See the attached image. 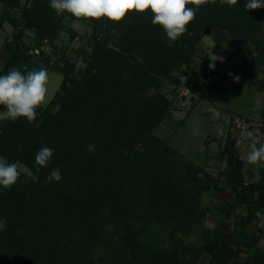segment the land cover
Listing matches in <instances>:
<instances>
[{
    "label": "rangeland",
    "instance_id": "rangeland-1",
    "mask_svg": "<svg viewBox=\"0 0 264 264\" xmlns=\"http://www.w3.org/2000/svg\"><path fill=\"white\" fill-rule=\"evenodd\" d=\"M20 1L24 3L25 0ZM26 2V6L32 3L31 0ZM40 9V14H44L45 9ZM132 14L139 13L131 11L121 22H113L109 26L106 18H102L101 24H98L99 20L65 14L61 17L69 32L59 31L50 44L46 38L37 39L36 26L43 22L33 23L28 29H23L20 11L1 2L0 68L6 57V46L18 40L21 51L29 58L30 71L42 68L47 70L48 93L45 103L37 109L35 121L39 122L47 114L58 111L60 106L63 95L59 87L62 74L56 67L66 69V83L72 88L74 84L70 79H81L87 67L92 64L94 67L89 80L93 81V74L100 66L98 62H104L106 66L107 60L110 61L115 53L124 55L130 66L137 68L138 65H145L141 79L138 77L131 90L120 96L114 95L110 85L101 78L107 91L104 98L114 110L118 109L119 113L130 116L148 100L152 99L157 104L163 103L162 120L153 127L151 135L170 146L173 152L166 150L157 141H142L130 149V154L127 148L124 149L125 152L115 162L108 177L113 178L111 189L121 190L117 213H111V209L103 205L95 219L98 230L95 242L89 244L81 256L88 257L93 264H213L203 246L211 239L218 238L220 253H226L227 259L230 256L227 264H233V261L237 263L235 258L239 256L232 253L236 247L233 244L230 247L229 244L226 252V248L223 249V235L221 236L218 229L208 225L215 218L213 204L219 195L209 194L208 198L203 196L212 192L213 180L224 182V177L220 179L221 176L218 175V171L224 169V164L219 159V150L228 132L234 138L242 132L231 130V120L237 116L245 118L241 114L250 105L253 92L262 89L260 82L264 80V71L257 61L260 56L251 50L253 44L250 40L241 45L234 36L217 27L218 29L210 31L222 33L225 39L220 44L212 36L202 35L187 60L184 57L185 61L173 63L165 76H157L148 68L152 54L149 48L151 44H156L157 38L163 36L164 31L145 24L146 29L137 31L133 36L134 44L137 40L140 43H136L129 52H124L122 47L127 48L128 42H132L126 38L130 33L131 22L134 21L130 16ZM50 16L54 20L59 17L57 13ZM9 19L19 23L14 26L9 23ZM102 35L106 41L105 49L98 52L102 47L97 48L96 42ZM238 45H241L239 51L231 55ZM203 62L206 65L202 71ZM111 63L115 64L114 61ZM236 77H239L238 81ZM110 78L114 79L113 73ZM124 78H127L125 72L122 73V79ZM174 78L178 79V85ZM192 79L197 85L213 84L214 89L219 92L210 102L201 101L196 91L193 93L189 90L188 95H180L178 88L182 83L186 85L187 81L188 84L193 83ZM56 92L59 95L54 97ZM4 111L6 109L3 106L0 113ZM19 119L25 120L23 117ZM245 119L250 126V121ZM71 129L77 131V128ZM0 158L8 163H18L20 172L18 180L9 189L0 186V220H6V208L10 204L6 197L10 193H29L28 190L37 178L29 166L15 154H2ZM156 178L165 187V192L161 193L164 197L161 199H158L157 194L150 193V186ZM178 192L184 194L186 202H191L189 209L185 210L177 201H174L177 205H171L165 199L167 196L176 197ZM221 196L228 198L224 192ZM190 218L194 225L189 236H184L179 229L185 228L186 220ZM239 251L242 261L247 263L245 250ZM0 264H7L1 257V252Z\"/></svg>",
    "mask_w": 264,
    "mask_h": 264
},
{
    "label": "trees",
    "instance_id": "trees-1",
    "mask_svg": "<svg viewBox=\"0 0 264 264\" xmlns=\"http://www.w3.org/2000/svg\"><path fill=\"white\" fill-rule=\"evenodd\" d=\"M26 1L21 3L20 0H0V3L5 2L20 11L23 29H28L33 23L43 22L36 26L39 40L46 38L47 42L52 44L59 31L69 32L61 17L67 15V12L54 20L50 15L56 11L50 7V0H31L30 6H26L28 3ZM245 3L246 0H238L237 5L230 7L227 4L222 6L220 0H216L215 4L208 0V3L198 8L189 4L188 7L195 10V18L171 47L168 46L164 29L151 23L150 10L132 14L130 16L134 21L131 22L130 33L126 37L127 41L132 42H128L127 48L122 49L129 52L134 49L136 43H140L137 40L134 44L133 36L137 31L145 30V24L164 31L163 36L157 38L156 44H151L149 50L152 54L148 61V68L157 76L163 77L173 63L187 60L202 35L212 36L220 44L225 39L222 33H213L210 30L221 28L223 32L234 36L236 42H240L241 45L250 40L253 44L251 50L260 56V60L257 58V61L264 71V8L246 11ZM41 7L45 9L44 14H40ZM8 21L14 26L19 23L13 19ZM101 22L102 19L98 24ZM107 25H113V22L108 21ZM105 42L102 35L96 42L97 48L102 47L98 52L104 51ZM261 43L263 46H260ZM241 45H238L231 55H235ZM5 52L6 57L0 68V76L6 75L13 68L23 74L30 71L29 58L21 51L18 40L9 43ZM113 55L110 61L107 60L106 66L104 62H98L100 66L93 74L91 79L93 81L89 80L94 67L92 64L87 67L81 79H70L74 84L72 88L66 83L68 81L66 69L56 67L62 74L59 87L63 95L59 109L55 113L47 114L39 122L34 120L28 123L26 118L25 120L18 118L15 122L10 119L0 122V155L15 154L29 166L37 178L28 190L29 193L21 195L10 193L6 197L10 204H7L9 208H6L8 210L4 216L7 224L4 230H0V252L7 264H93L88 257H82L81 254L85 253L84 249H87L89 244L95 242L98 232L95 219L103 205H107L111 213H117L121 190L111 189L113 178H108L115 162L120 159L125 148L130 154L132 152L130 149L142 141H157L163 144L151 135L153 127L162 120L163 103L157 104L152 99L148 100L130 116L119 113L118 109L114 110L104 98L107 91L102 79L110 85L114 95L120 96L131 90L133 82L138 77L141 79L146 68L142 64L137 68L130 66L127 58L121 53ZM112 61L115 64H112ZM205 65L203 62L202 71ZM124 72L127 73V78L122 79ZM111 73L114 74V79L110 78ZM174 82L176 85L179 83L177 78H174ZM192 82L188 84L187 81L186 86L193 93L198 92L201 101L208 102L219 92L214 89L213 84L197 85L193 79ZM260 84L264 92V80ZM58 95L56 92L54 97ZM2 108L0 105V110ZM261 117L260 134L264 139V106ZM71 128H77V131ZM90 144L95 147L94 152L88 151ZM163 145L166 150L173 152L170 146L165 143ZM44 146L54 149V155L50 165L40 167L36 164L35 156ZM235 152V138L228 132L219 154L226 163L225 187L235 195L240 204L254 205L251 196L258 189L259 182L248 186L242 185V161L236 157ZM53 169L60 170L62 179L59 182L53 180L46 183V178ZM214 181L218 182L217 179ZM162 185L163 183L156 178L150 186V193L157 194L158 199L164 197L161 193L165 192V187ZM166 192L169 193V190ZM170 197L167 196L165 199L171 205L177 201L185 210L189 209L191 202H188L189 200L186 202L183 193L178 192L176 197ZM186 223L184 230H179L182 235L189 236L194 223L192 224L191 218L186 220ZM219 232L221 236L223 235V249L226 248L228 252L230 236L226 232ZM217 239L205 243L203 249L210 255L213 264H227L230 256L227 259L226 253L224 255L220 253L221 248H218ZM233 264L242 263L233 261ZM249 264H264V253H253Z\"/></svg>",
    "mask_w": 264,
    "mask_h": 264
},
{
    "label": "clouds",
    "instance_id": "clouds-1",
    "mask_svg": "<svg viewBox=\"0 0 264 264\" xmlns=\"http://www.w3.org/2000/svg\"><path fill=\"white\" fill-rule=\"evenodd\" d=\"M213 4L216 0H211ZM208 0H50V7L57 15L65 12L76 18L107 20L119 23L126 15L135 11L145 13L151 11L153 25L161 26L168 38V46L181 37L187 25L194 20L195 10L188 7L189 4L197 8ZM238 0H220L223 6L237 5ZM264 8V0H246L244 9L246 11ZM239 80V77H236ZM48 72L46 69L28 71L23 74L20 70L13 68L6 75L0 76V105L6 111L0 113V120L10 119L15 122L18 118H26L32 123L37 116V109L45 103L48 93ZM247 162L257 164L264 162V139L258 133L251 131L247 134ZM89 152H94L93 145L88 146ZM54 149L44 146L35 156L36 164L47 167L52 162ZM18 163H8L0 158V186L9 189L20 176ZM39 170V169H38ZM62 179L59 169H53L46 178V183L53 180L59 182ZM6 220H0V230H4Z\"/></svg>",
    "mask_w": 264,
    "mask_h": 264
},
{
    "label": "crops",
    "instance_id": "crops-1",
    "mask_svg": "<svg viewBox=\"0 0 264 264\" xmlns=\"http://www.w3.org/2000/svg\"><path fill=\"white\" fill-rule=\"evenodd\" d=\"M251 98L250 105L245 107L244 113L241 114L250 121V127L248 130L240 132L235 138V154L242 161V185L248 186L259 182L258 189L251 196L254 205L249 203L240 204L237 202L235 195L225 187L226 163L224 160L222 161L220 156L219 159L224 164V169L220 170L221 172L218 171V175L221 176H219L220 179L224 177V182L218 180L216 183L214 181L211 186L212 192L203 196L208 198L209 194L219 195L217 201L213 204L215 218L208 225H212L214 229L226 232L230 236V247H232V244L236 247L232 253L235 256L238 255L239 258H235L236 261L243 264H249L253 253H264V162H258L257 164L247 162V134L249 131L260 134L261 113L264 106L263 89L253 92ZM223 192L227 193L228 198L221 196ZM239 250H245L244 255H246L245 261L247 263L242 261L243 257Z\"/></svg>",
    "mask_w": 264,
    "mask_h": 264
},
{
    "label": "built area",
    "instance_id": "built-area-1",
    "mask_svg": "<svg viewBox=\"0 0 264 264\" xmlns=\"http://www.w3.org/2000/svg\"><path fill=\"white\" fill-rule=\"evenodd\" d=\"M180 95L186 96L189 94V88L182 83L181 86L178 88ZM230 128L234 132L238 131H246L249 129V122L245 118L235 117L230 122Z\"/></svg>",
    "mask_w": 264,
    "mask_h": 264
}]
</instances>
